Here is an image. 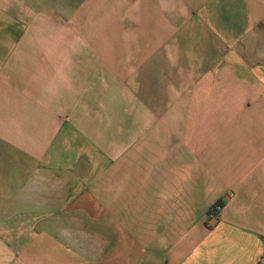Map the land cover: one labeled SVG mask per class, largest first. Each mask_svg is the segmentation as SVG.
<instances>
[{"label": "crops", "instance_id": "obj_1", "mask_svg": "<svg viewBox=\"0 0 264 264\" xmlns=\"http://www.w3.org/2000/svg\"><path fill=\"white\" fill-rule=\"evenodd\" d=\"M108 235L264 264V0H0V264Z\"/></svg>", "mask_w": 264, "mask_h": 264}, {"label": "rangeland", "instance_id": "obj_2", "mask_svg": "<svg viewBox=\"0 0 264 264\" xmlns=\"http://www.w3.org/2000/svg\"><path fill=\"white\" fill-rule=\"evenodd\" d=\"M216 204L208 213V220H217L220 210H216ZM216 214L217 216H215ZM110 235L105 240L99 236H92L93 241H90L89 257L85 253V264H169V255L164 252H155L152 248L147 249L143 241L136 239H123L115 241L109 239Z\"/></svg>", "mask_w": 264, "mask_h": 264}, {"label": "built area", "instance_id": "obj_3", "mask_svg": "<svg viewBox=\"0 0 264 264\" xmlns=\"http://www.w3.org/2000/svg\"><path fill=\"white\" fill-rule=\"evenodd\" d=\"M222 207H221V205H218V206H216V209H215V212L214 213H216V210L218 211V210H220ZM215 216H217L216 214H214Z\"/></svg>", "mask_w": 264, "mask_h": 264}]
</instances>
